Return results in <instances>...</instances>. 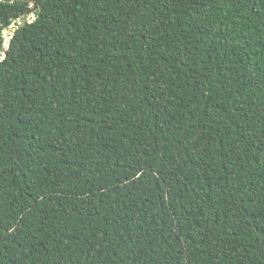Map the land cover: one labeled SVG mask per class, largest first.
<instances>
[{
  "label": "trees",
  "instance_id": "obj_1",
  "mask_svg": "<svg viewBox=\"0 0 264 264\" xmlns=\"http://www.w3.org/2000/svg\"><path fill=\"white\" fill-rule=\"evenodd\" d=\"M0 264H264V0H0Z\"/></svg>",
  "mask_w": 264,
  "mask_h": 264
},
{
  "label": "water",
  "instance_id": "obj_2",
  "mask_svg": "<svg viewBox=\"0 0 264 264\" xmlns=\"http://www.w3.org/2000/svg\"><path fill=\"white\" fill-rule=\"evenodd\" d=\"M22 24H25V20H23ZM11 29H12V28L9 27V28L6 29V31L8 32V31H10ZM12 30H13V33H15V29H12ZM9 39H10V38H5V47H6V48H9V46H10V44H9Z\"/></svg>",
  "mask_w": 264,
  "mask_h": 264
},
{
  "label": "rangeland",
  "instance_id": "obj_3",
  "mask_svg": "<svg viewBox=\"0 0 264 264\" xmlns=\"http://www.w3.org/2000/svg\"><path fill=\"white\" fill-rule=\"evenodd\" d=\"M4 33H5V34H4L5 37H10V36H11V33H12V30H10V31H8V32L5 31Z\"/></svg>",
  "mask_w": 264,
  "mask_h": 264
}]
</instances>
